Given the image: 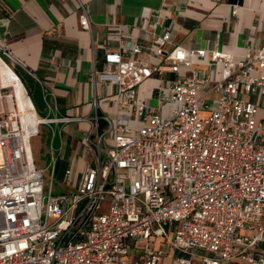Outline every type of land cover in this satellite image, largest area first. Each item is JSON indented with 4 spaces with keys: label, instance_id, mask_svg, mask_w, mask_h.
I'll return each mask as SVG.
<instances>
[{
    "label": "built area",
    "instance_id": "1",
    "mask_svg": "<svg viewBox=\"0 0 264 264\" xmlns=\"http://www.w3.org/2000/svg\"><path fill=\"white\" fill-rule=\"evenodd\" d=\"M78 2L90 30L89 5ZM157 43L177 79L154 106L138 88L161 71L140 45L127 46L135 57L109 53L104 77L124 97L118 117L97 124L91 162L79 181L67 169L58 194L69 119L46 93V116L32 107L27 122L0 73V264H264V47L241 58L218 46L165 51L171 30ZM17 63L0 45V70L16 74ZM44 125L52 141L41 168L33 140Z\"/></svg>",
    "mask_w": 264,
    "mask_h": 264
},
{
    "label": "crops",
    "instance_id": "2",
    "mask_svg": "<svg viewBox=\"0 0 264 264\" xmlns=\"http://www.w3.org/2000/svg\"><path fill=\"white\" fill-rule=\"evenodd\" d=\"M84 1L90 8V30L80 25L78 0H0V45L17 60L15 72L23 78L36 114V105L45 112V94L50 93L60 116L69 119L60 124L65 141L58 163L64 167L62 181L69 168L79 181L92 160L86 145L87 138H94L90 133L105 117H118L124 97L119 85L104 77L109 53L135 57L127 46L140 45L142 57L161 73L143 83L139 95L156 105L159 87L178 77L156 53L158 38L169 30L171 43L165 51L176 45L192 50L218 46L241 58L264 47V0ZM200 65L208 68L206 62ZM56 141L58 150L61 143Z\"/></svg>",
    "mask_w": 264,
    "mask_h": 264
},
{
    "label": "rangeland",
    "instance_id": "3",
    "mask_svg": "<svg viewBox=\"0 0 264 264\" xmlns=\"http://www.w3.org/2000/svg\"><path fill=\"white\" fill-rule=\"evenodd\" d=\"M19 76V74H18ZM20 80H22L23 82V78H21L19 76ZM33 97V96H32ZM260 108H259V115H258V121H260L261 119L264 118V100L262 99V101L260 100ZM153 105L155 106V103H153ZM172 106H166L165 107V117H168L169 112L171 110ZM36 110L39 116H44L46 115V110L45 112H43L41 110V108H39L36 105ZM42 133L40 134V136L34 138L33 140V149H34V154H35V159H36V164L41 167V168H46L48 162H49V155L48 152L50 150V146L51 145V141H52V137H51V133H49V126L44 125L41 128ZM55 146H57V141H55ZM59 170L57 171L56 174V183H55V194H58L60 191H64L62 185V176H63V172H64V167L63 165L60 166V168H58ZM48 179V175L46 176V180ZM106 205V204H105ZM159 242H161V240H159Z\"/></svg>",
    "mask_w": 264,
    "mask_h": 264
},
{
    "label": "bare ground",
    "instance_id": "4",
    "mask_svg": "<svg viewBox=\"0 0 264 264\" xmlns=\"http://www.w3.org/2000/svg\"><path fill=\"white\" fill-rule=\"evenodd\" d=\"M0 73L2 77V82L10 83V86L14 87L18 97L20 109L24 112V119L27 122L33 123L36 118V115L34 112H30L32 109V105L29 99H25V90L23 89L22 83L17 78V75L6 67H1Z\"/></svg>",
    "mask_w": 264,
    "mask_h": 264
},
{
    "label": "trees",
    "instance_id": "5",
    "mask_svg": "<svg viewBox=\"0 0 264 264\" xmlns=\"http://www.w3.org/2000/svg\"><path fill=\"white\" fill-rule=\"evenodd\" d=\"M106 126V123L105 122H100V130L102 131Z\"/></svg>",
    "mask_w": 264,
    "mask_h": 264
}]
</instances>
